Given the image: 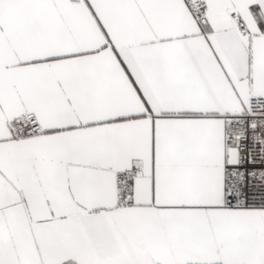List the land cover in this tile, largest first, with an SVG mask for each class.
<instances>
[{
	"label": "snow or ice",
	"instance_id": "6c2138e0",
	"mask_svg": "<svg viewBox=\"0 0 264 264\" xmlns=\"http://www.w3.org/2000/svg\"><path fill=\"white\" fill-rule=\"evenodd\" d=\"M0 264H264V0H0Z\"/></svg>",
	"mask_w": 264,
	"mask_h": 264
}]
</instances>
